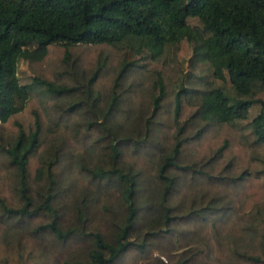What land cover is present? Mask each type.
Masks as SVG:
<instances>
[{
    "label": "trees",
    "instance_id": "1",
    "mask_svg": "<svg viewBox=\"0 0 264 264\" xmlns=\"http://www.w3.org/2000/svg\"><path fill=\"white\" fill-rule=\"evenodd\" d=\"M0 264H264V0H0Z\"/></svg>",
    "mask_w": 264,
    "mask_h": 264
},
{
    "label": "rangeland",
    "instance_id": "2",
    "mask_svg": "<svg viewBox=\"0 0 264 264\" xmlns=\"http://www.w3.org/2000/svg\"><path fill=\"white\" fill-rule=\"evenodd\" d=\"M195 25L194 22L189 21V24ZM79 52L81 53V55L83 54L85 56V58H90V56H92L91 53H95L96 51L88 48L86 46H79ZM192 48L193 45L192 43L188 42V41H182L180 42L179 46L174 49L175 54L176 55H172L173 53V49H170L168 53H170V55H168L169 58H172L173 56L177 57L178 59H180L182 61V70L183 73L187 74L189 72V66H188V61L189 58L192 56ZM114 50V49H113ZM153 65H156L155 63H153ZM211 70L208 68L203 69V72L197 73L193 75V78H191L190 82H192L193 84H195V82L198 79H202L203 81H208L211 78ZM18 75L19 77H23L24 75H32V71L30 68V64L27 62V60L24 59H20L18 62ZM220 130V129H219ZM217 130V131H219ZM219 133H215V136L218 135ZM224 136V135H223ZM164 261H166L165 259H163Z\"/></svg>",
    "mask_w": 264,
    "mask_h": 264
}]
</instances>
